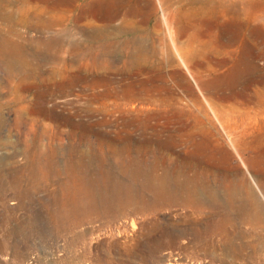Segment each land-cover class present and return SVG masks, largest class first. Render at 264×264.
<instances>
[{"label": "rangeland", "instance_id": "obj_1", "mask_svg": "<svg viewBox=\"0 0 264 264\" xmlns=\"http://www.w3.org/2000/svg\"><path fill=\"white\" fill-rule=\"evenodd\" d=\"M215 1L225 3L215 13H170L177 40L197 33L211 49L125 81L140 100L123 106L77 68L46 77L58 39L71 53L73 13L65 32H43L55 0H0V264H264V193L250 166L264 165L253 143L264 115L248 117L264 0ZM91 6L102 17L141 4Z\"/></svg>", "mask_w": 264, "mask_h": 264}, {"label": "bare ground", "instance_id": "obj_2", "mask_svg": "<svg viewBox=\"0 0 264 264\" xmlns=\"http://www.w3.org/2000/svg\"><path fill=\"white\" fill-rule=\"evenodd\" d=\"M221 3L225 5L222 1L218 2L215 0H140L141 6L138 12L116 7L112 14L109 13L106 16L97 17L98 15L95 14L91 6V0H55L51 5L55 8V12L50 10L52 14L41 18V24L37 26H39V29L43 32H48L47 30L51 32V29L55 27L58 28L59 31L65 32V28L63 27L64 22L67 21L69 15L73 13L75 16L72 21V35L70 34L72 36V41L67 44L71 53L66 56V52H63L65 42L58 39L57 42H55L57 52L56 55H53L56 62L52 66V69L50 68L51 70L47 73L46 77L54 78L56 75H63L66 69L74 67L77 68V71L74 73L75 79L86 80L91 83L93 88H95L99 82H103L105 88L100 92V95L111 99L114 103L123 101L122 105L124 106L126 102L130 104L138 101L140 100L139 92L136 91L132 85L127 87L129 79V83L132 84L134 82L133 77L138 76V74L141 76L150 75L152 68L159 63H169L172 65L174 63L172 53L179 58V61L185 67H188L189 59L192 57L195 59V57L198 56L199 48L211 47L209 40L207 41L206 38L204 39L197 33L192 34L190 32L192 35L189 36L188 34L189 37L184 38V40H177L175 38L170 17L174 7L178 6L180 8L181 6L187 5L195 14L201 12L215 13L218 11L216 9ZM110 5L111 4H109V6ZM54 13H56V17H53L55 16ZM40 17H42V14ZM22 18L23 17H21V19ZM29 22L30 21H28V24ZM16 35L18 36L19 34L16 32ZM64 35H66V33ZM231 44L232 40L230 38L221 45L217 43V45L215 44L216 47L214 46L215 51L221 52L229 48ZM205 50L206 48L203 51ZM262 52L263 51H261V53ZM263 57L262 55L256 56L254 59L252 68L255 70V73L251 80H255L258 88H254L256 89V95L253 99L249 100L248 105L250 106L247 105L250 112H252V115L248 117L253 118V120L257 122H259L258 116L264 115ZM56 65H60L61 67L56 69ZM27 67H29V65ZM249 68L251 69V67ZM184 69L187 70V68ZM186 72H188V70ZM32 74L34 73L32 72ZM118 105L119 104H117L116 107ZM130 106L133 108V105ZM253 143L264 145V131L253 139ZM122 149L125 150L124 148ZM122 149L119 148L116 151L120 154ZM254 160L261 164L264 162V156L256 155ZM252 164H254V167H252L253 165L251 164L250 166L255 173V180L260 183L264 193V165L255 166V164H257L255 162H252ZM261 194L262 191H260V195Z\"/></svg>", "mask_w": 264, "mask_h": 264}]
</instances>
